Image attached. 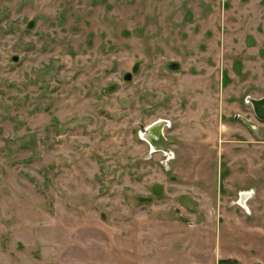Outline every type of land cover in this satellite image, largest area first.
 <instances>
[{"label":"rangeland","instance_id":"1","mask_svg":"<svg viewBox=\"0 0 264 264\" xmlns=\"http://www.w3.org/2000/svg\"><path fill=\"white\" fill-rule=\"evenodd\" d=\"M261 98L264 0H0V264H264Z\"/></svg>","mask_w":264,"mask_h":264},{"label":"bare ground","instance_id":"2","mask_svg":"<svg viewBox=\"0 0 264 264\" xmlns=\"http://www.w3.org/2000/svg\"><path fill=\"white\" fill-rule=\"evenodd\" d=\"M161 130H162L161 123L154 125L152 128L150 127V132H151V136L149 137L150 144H153L158 148H162L161 144L163 139H162V135L160 134Z\"/></svg>","mask_w":264,"mask_h":264},{"label":"water","instance_id":"3","mask_svg":"<svg viewBox=\"0 0 264 264\" xmlns=\"http://www.w3.org/2000/svg\"><path fill=\"white\" fill-rule=\"evenodd\" d=\"M253 104L256 106V108L252 106L256 115L257 113L259 114V116L257 115V117H259V119L261 120H264V98L254 100Z\"/></svg>","mask_w":264,"mask_h":264},{"label":"flooded vegetation","instance_id":"4","mask_svg":"<svg viewBox=\"0 0 264 264\" xmlns=\"http://www.w3.org/2000/svg\"><path fill=\"white\" fill-rule=\"evenodd\" d=\"M253 99H250V103H251V105L255 108V106H254V104H253Z\"/></svg>","mask_w":264,"mask_h":264}]
</instances>
